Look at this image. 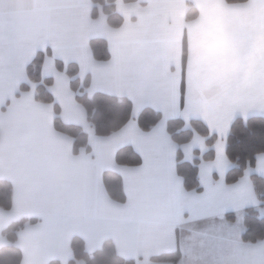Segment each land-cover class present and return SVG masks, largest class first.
I'll list each match as a JSON object with an SVG mask.
<instances>
[{
  "label": "snow or ice",
  "instance_id": "1",
  "mask_svg": "<svg viewBox=\"0 0 264 264\" xmlns=\"http://www.w3.org/2000/svg\"><path fill=\"white\" fill-rule=\"evenodd\" d=\"M173 3L0 0V264H84L76 236L131 264H264V238L243 241L242 216L225 215L261 203L251 174L264 175V151L237 181L226 173L236 117L264 115V0H213L216 34L195 45ZM98 93L123 101L104 127L82 99ZM147 109L160 118L144 128ZM171 120L191 136L177 139ZM196 149L188 188L178 157L194 164Z\"/></svg>",
  "mask_w": 264,
  "mask_h": 264
},
{
  "label": "trees",
  "instance_id": "2",
  "mask_svg": "<svg viewBox=\"0 0 264 264\" xmlns=\"http://www.w3.org/2000/svg\"><path fill=\"white\" fill-rule=\"evenodd\" d=\"M104 3L105 8L110 10L112 0H101ZM197 16V11L191 5L187 11L186 18L191 19ZM44 57L43 52H39L32 65H29V74L36 80L40 79V64ZM57 65L63 67V62L57 60ZM72 71L76 70V65L72 66ZM46 83L51 84L52 78H47ZM75 87V84L73 85ZM24 89H27L28 85H22ZM38 99L50 100L51 94L41 84L38 89ZM88 108L89 118L92 121L99 123L102 127L108 126L111 123L110 113L108 111V105H116L122 103L118 98L107 97L102 93H98L93 99H88L85 95L82 97ZM126 118V113H125ZM160 118V113L152 112L151 109H147L140 118V123L144 128H148L151 123H155ZM199 131L207 134L208 130L201 121H194ZM183 128L182 120H171L169 122V129L177 136L179 140H187L191 136V132L181 131ZM83 139V137H81ZM215 141V137L209 138L208 143L211 145ZM78 141V145H79ZM264 151V117L252 116L249 117L247 123L242 118L235 119L231 126V131L227 141V154L229 158L234 162L227 175L226 181L233 183L244 174L245 168L249 163L253 167L256 165V154ZM214 152L210 150L204 154V159H213ZM178 159L180 163V172L186 175V186L192 188L199 184L198 181V167L196 161L194 164L183 161V154L180 153ZM251 178L255 184L258 197L261 203H264V178L253 172ZM198 190H201L199 188ZM1 208L5 209L3 206ZM228 219L234 220L232 214L227 216ZM245 232L242 235V239L245 242H255L258 239L264 238V217H260L258 210L255 208H247L244 216ZM73 247L75 250L76 259L82 260L85 264H131L130 261L118 259L111 249V246L106 244L103 248L98 249L93 254H88L85 251L83 241L75 237L73 241ZM71 264H73L71 262Z\"/></svg>",
  "mask_w": 264,
  "mask_h": 264
},
{
  "label": "crops",
  "instance_id": "3",
  "mask_svg": "<svg viewBox=\"0 0 264 264\" xmlns=\"http://www.w3.org/2000/svg\"><path fill=\"white\" fill-rule=\"evenodd\" d=\"M189 5H191L193 8H195L196 11L198 10L197 16H195L194 18H191V19L186 18L187 11L189 9ZM172 13H173V18H174V24L178 30H180L182 32L185 27L188 28L190 41L192 42L193 45L196 44L198 39L203 41L205 39H208V38L214 36L216 34V27L220 23V17L217 14V9L213 4V0H174ZM49 54H51L50 48H49ZM58 61H61V60L58 59ZM48 78H52V77H48ZM252 116L264 117V115H260V114L250 115V117H252ZM238 117H240V116H237L236 118H238ZM206 128H207V126H206ZM213 136L215 137V135H213ZM215 139H216V137H215ZM210 150H212L214 152V156H215V151L213 149H210ZM209 151H207L206 153H208ZM196 152H197L196 161H198V163H197V167H198V165L200 163L199 149H196ZM206 153H204V154H206ZM191 164H193V163H191ZM231 168L232 167H230L227 170V173ZM227 173H226V175H227ZM255 173H257V172H255ZM257 174L264 178V175H261L259 173H257ZM214 175H216V174L214 173ZM202 190L203 189L201 188L200 191H202ZM247 208L257 209L259 216L264 217V212L261 211V209H264V203H260L258 206L250 203V204L246 205L240 211V213H237L234 209H229L225 214L227 221H229L231 224H236L238 215L242 216V222L239 225H236L241 239H242V235L246 229L245 225H244V216H245V211ZM4 210L5 209L0 207V211H4ZM230 214H232L234 216V220L228 219L227 216ZM76 237L80 238L79 236H76ZM93 253H91V254H93ZM88 254H90V253H88ZM71 262L73 264H75V260H73ZM54 264H58V262H54ZM84 264H85V262H84Z\"/></svg>",
  "mask_w": 264,
  "mask_h": 264
}]
</instances>
